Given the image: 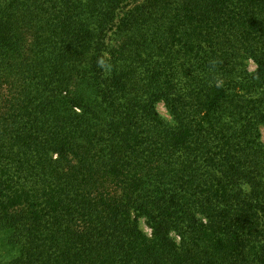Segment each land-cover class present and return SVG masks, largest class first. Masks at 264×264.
<instances>
[{
  "label": "trees",
  "instance_id": "1",
  "mask_svg": "<svg viewBox=\"0 0 264 264\" xmlns=\"http://www.w3.org/2000/svg\"><path fill=\"white\" fill-rule=\"evenodd\" d=\"M261 127L264 0H0V264H264Z\"/></svg>",
  "mask_w": 264,
  "mask_h": 264
},
{
  "label": "rangeland",
  "instance_id": "2",
  "mask_svg": "<svg viewBox=\"0 0 264 264\" xmlns=\"http://www.w3.org/2000/svg\"><path fill=\"white\" fill-rule=\"evenodd\" d=\"M157 110H158V112H159L164 118H166V119H168V120L170 119V117H169V115H168V113H167L165 107H164L162 104H160V105L157 106ZM260 133H261V141H262V143H263V145H264V128H263V127L260 128ZM138 223H139V227H140V229H141L144 233H146V234L149 235V234H150V229H149V227H148L146 221H145L144 219H140Z\"/></svg>",
  "mask_w": 264,
  "mask_h": 264
}]
</instances>
